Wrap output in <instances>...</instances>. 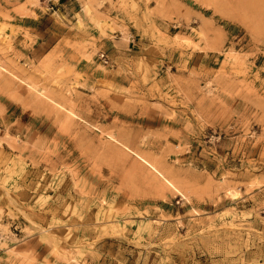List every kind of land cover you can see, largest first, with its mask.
<instances>
[{
	"label": "rangeland",
	"instance_id": "1",
	"mask_svg": "<svg viewBox=\"0 0 264 264\" xmlns=\"http://www.w3.org/2000/svg\"><path fill=\"white\" fill-rule=\"evenodd\" d=\"M0 264H264V0H0Z\"/></svg>",
	"mask_w": 264,
	"mask_h": 264
},
{
	"label": "built area",
	"instance_id": "2",
	"mask_svg": "<svg viewBox=\"0 0 264 264\" xmlns=\"http://www.w3.org/2000/svg\"><path fill=\"white\" fill-rule=\"evenodd\" d=\"M100 59L103 62V64H106V65L109 64V59H108V57H107V55L105 53L102 52L100 54Z\"/></svg>",
	"mask_w": 264,
	"mask_h": 264
},
{
	"label": "bare ground",
	"instance_id": "3",
	"mask_svg": "<svg viewBox=\"0 0 264 264\" xmlns=\"http://www.w3.org/2000/svg\"><path fill=\"white\" fill-rule=\"evenodd\" d=\"M149 166H150V168H152L154 171H156V173L158 174V175H160V176H163L157 169H155L154 168V166H152L151 164H149L148 162H146ZM167 181V183L168 184H170V182L168 181V180H166Z\"/></svg>",
	"mask_w": 264,
	"mask_h": 264
}]
</instances>
